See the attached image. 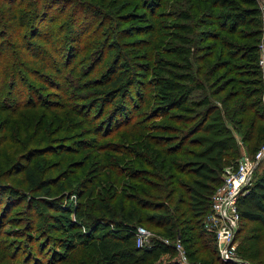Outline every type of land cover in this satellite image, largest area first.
Instances as JSON below:
<instances>
[{
  "label": "rangeland",
  "instance_id": "rangeland-1",
  "mask_svg": "<svg viewBox=\"0 0 264 264\" xmlns=\"http://www.w3.org/2000/svg\"><path fill=\"white\" fill-rule=\"evenodd\" d=\"M238 4L253 9L237 27L241 38L210 24L216 14L209 0H0V33L9 29L0 38V264H106L96 246L109 228H92L95 217L78 210L100 217L89 205L106 201L120 208L123 223L137 196L164 201L172 217V236L148 220L131 222L149 234L142 246L133 234L136 246L168 245L153 264L226 262L216 222L190 215L186 185L193 176L184 160L208 143L189 144L212 137L203 129L212 123L231 129L233 137H221L231 164L264 147V0ZM175 9L187 18L171 17ZM12 12H29V23L8 28ZM77 28L86 30L81 38ZM193 32L195 42L186 44L174 35L192 40ZM70 46L73 61L65 63ZM112 62L124 76L118 86ZM171 95L186 100L169 109ZM177 165H185L182 172ZM263 170L264 156L253 177ZM29 171L49 182L50 195L31 187ZM236 226L231 251L258 264L239 248L244 235L263 234L264 224L239 219ZM109 227L105 241L125 235ZM91 236L95 241L84 244Z\"/></svg>",
  "mask_w": 264,
  "mask_h": 264
},
{
  "label": "trees",
  "instance_id": "trees-1",
  "mask_svg": "<svg viewBox=\"0 0 264 264\" xmlns=\"http://www.w3.org/2000/svg\"><path fill=\"white\" fill-rule=\"evenodd\" d=\"M209 1L211 6H213L212 8L214 10V14H216L212 16L213 20L210 22V24L217 26L219 31L221 32L226 31L231 34L237 35L239 38H241V34L237 30V27L241 24L246 23L247 20L245 19V14L246 13L251 14L252 13L251 11L253 9L250 10L242 9L240 4H238L239 0H209ZM219 7H221V10L217 14L216 12ZM177 11L178 10L175 9L173 13H171L172 14L171 17L187 18L188 14H185L181 11L179 12ZM29 17H30L29 12H24L19 15L16 12H12V14L9 16V18L11 19V23L8 25V28H11L14 22H17L21 26H26L29 23ZM249 19L250 17L248 18V20ZM249 21L252 20L250 19ZM77 29L79 33L78 38H81L82 35L86 32V30L79 28ZM2 30H3L2 33H0V38H2L5 32L7 33L9 29L4 28ZM154 30H157V27ZM154 34L156 33H153V35ZM174 35L183 44L195 40L194 32L192 35L193 36L192 40H190V37L186 39L182 35H178V33H175ZM211 35L215 39H219L218 44H220L222 47L229 46L228 41L224 40L223 38L220 39V33L211 34ZM193 43L192 46L194 48L195 45ZM75 48L78 49L76 46ZM254 48L256 49L255 44H254ZM72 49L73 46H70L66 56L68 60H66L65 63H68L69 61L70 62L73 61V57H74L73 55L71 59H69L71 54L75 51V50L72 51ZM57 50H58L56 51L57 53L61 52L62 54L63 50H59L58 47ZM175 50L176 49L174 48L173 49L174 53ZM121 61L122 60H119V62ZM117 63L115 65V62H112L111 65L114 68L112 71L113 79H114L113 86H118L121 83V81L124 80V76L122 77L121 73L115 71V70H119ZM257 67H260L259 64L257 65ZM260 69H258L261 72L259 73V78L260 81L262 82L263 74H262V70ZM171 72L173 76H175V78H182V73L176 71H171ZM260 75L262 77H260ZM132 81L133 80H131V82ZM181 90L177 92H180ZM186 93L190 95L192 94V90L186 88ZM185 96L184 98H182V100H175L174 96L171 95L172 101L168 102L170 103V105H168V108L173 109V107H177L178 105H180V103H183L184 100H186ZM165 104L167 105V101ZM215 109H217L216 106ZM123 110L125 112H128L129 106L128 108L127 106L123 107ZM205 118L207 122L210 119V117L209 118L205 117ZM261 118L264 120V116ZM116 119H114V121H116ZM120 121H124V120H120ZM213 124L214 123L208 124L205 127H203L204 131L209 132V134H211V132L213 133L212 134L213 136L211 135L212 137L210 136L195 137L190 141L189 144L203 145L201 143L204 141L208 143L206 145H203L201 149L192 150L191 152H189L188 154L189 157L184 160L185 164L188 167V172H190L193 176L190 179L189 183L186 185V189L188 193L189 212L191 216L195 218H199L200 220H203L204 216L210 211L211 197L215 191L216 186L220 182H222V173L224 171L225 166L231 164V160L234 161L235 159V157H233L230 160L226 157L228 151V147H227L228 145H226V143L221 141V137L223 136L228 138H231V136L233 137L231 133V129L227 125H224V127L223 126L220 127V126H215ZM197 128L198 127L196 126L194 132L197 131ZM263 130L264 128H262V132ZM193 134L194 133L192 132V135ZM216 137L218 139H215ZM213 138L214 140H212ZM259 147L260 146L255 147L253 152L256 153ZM177 152L174 151L175 154ZM181 154H183V152H181ZM177 166L178 167L175 168L177 169V171L180 172H182L183 171L182 169L185 167V165L183 166L177 165ZM27 175H28L27 177L28 182L33 189H39V190L44 189L45 194L47 195L51 194V190L48 188L47 185V183H49L48 181L38 178L34 174V172L31 171L27 172ZM130 176L132 179L137 178L136 175H130ZM131 187H137V185ZM134 198L136 201V206L125 212L124 215L125 221L123 223L117 220L118 210L120 208L115 209L110 203L106 201L100 200V202H98L99 205L95 204V201H92V203L89 205L92 208L91 210L94 211L98 210L102 214V216L100 217H96L93 214L87 215L88 213L87 210L85 209H83V211L82 210L79 211L78 210L79 208L77 209L78 212L80 213L79 215L95 217V219L92 218L93 221L90 225L92 226V228H94L96 224L100 226L104 224L107 226V228H109L107 229L109 232L106 231L104 234H102L101 240L98 246H96V248L101 252L100 256L106 260V264H153L154 261L158 259L160 254L159 252L166 251L168 248L167 244L160 241H158L155 244H152L151 246H144V247L136 246L134 240L130 241L136 229L135 226L131 224L134 218L148 220L153 224H156L158 226H163L168 231L167 234L169 236L173 235L171 232L172 217L168 205L164 203V201H160L158 203H152L150 201H146L147 199H145L144 197L140 198L137 196ZM46 202L48 204L51 203L50 205L57 207L58 210L61 208H63L64 210L70 209L69 205L66 206L57 205L56 203L48 200H46ZM137 203L140 205H137ZM142 203H147V204L143 206ZM147 207L152 208V210H154L153 213H147V212L145 213L144 211H141L142 208H147ZM75 209L73 210L74 215H75L74 213ZM238 210L240 213L241 221H253V222L257 221L264 224V170L256 177H253L251 184L248 186V190L238 198ZM123 211H125V207H123ZM74 221L75 220L70 218L71 224H74L75 223ZM109 226H114L116 229L123 231L125 235H119L118 237L113 238L114 240L105 241V237H107L108 234H111ZM99 227L97 226L96 229H99ZM85 233L88 234L89 232L86 231ZM99 237L100 236L96 238L99 239ZM94 238H95L94 236H91V238L89 240H86L84 244H89V243L91 244L92 242L95 241ZM123 243H125V245L122 247ZM239 253L245 258L256 261L258 264H264V233L263 234L252 233L250 235H244L239 248ZM149 260H151L150 263ZM221 262L223 264H231V262H227V261L223 262L221 260ZM166 264H172V263H166ZM173 264H177V263H173Z\"/></svg>",
  "mask_w": 264,
  "mask_h": 264
},
{
  "label": "built area",
  "instance_id": "built-area-1",
  "mask_svg": "<svg viewBox=\"0 0 264 264\" xmlns=\"http://www.w3.org/2000/svg\"><path fill=\"white\" fill-rule=\"evenodd\" d=\"M260 66L264 75V38L260 44ZM238 163L226 165L222 173L223 181L220 188L212 195L210 211L205 215V222L209 218L214 220L216 233L220 238V254L223 260L234 264H255L250 260L238 258L231 251L234 247L233 238L236 231V222L240 219L238 198L248 190L253 179L254 170L264 156V147L258 149L253 155H242ZM221 223V225H219ZM209 224V223H208ZM134 234L139 238L142 246L148 232L145 228L135 227ZM184 259V257H183Z\"/></svg>",
  "mask_w": 264,
  "mask_h": 264
}]
</instances>
